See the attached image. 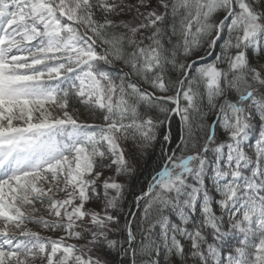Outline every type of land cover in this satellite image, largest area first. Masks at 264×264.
Segmentation results:
<instances>
[{
	"label": "snow or ice",
	"instance_id": "snow-or-ice-1",
	"mask_svg": "<svg viewBox=\"0 0 264 264\" xmlns=\"http://www.w3.org/2000/svg\"><path fill=\"white\" fill-rule=\"evenodd\" d=\"M190 260L264 264V0H0V264Z\"/></svg>",
	"mask_w": 264,
	"mask_h": 264
},
{
	"label": "trees",
	"instance_id": "trees-1",
	"mask_svg": "<svg viewBox=\"0 0 264 264\" xmlns=\"http://www.w3.org/2000/svg\"><path fill=\"white\" fill-rule=\"evenodd\" d=\"M80 111L82 113V116H81L82 120H84L88 123H93V122L99 123V122H101L99 119L90 115L89 112L87 110H85L83 107H81ZM177 123L178 122H176V121L173 122L174 134L176 132ZM160 163H161V161L159 159V147H157V149L154 153L150 154L145 159L140 161L139 168H138V171L135 174V176H133L131 179H129L127 176L119 177V180L121 182L125 183L126 189H128L130 186V191H128L127 200L125 202L126 208L130 205L133 196L135 194H139L142 189L147 187V184H148L149 180L151 179L153 170L155 168H158ZM175 219H176L175 216H173V220H175ZM183 245L185 247L186 252H189L191 250L188 243L183 244Z\"/></svg>",
	"mask_w": 264,
	"mask_h": 264
},
{
	"label": "rangeland",
	"instance_id": "rangeland-1",
	"mask_svg": "<svg viewBox=\"0 0 264 264\" xmlns=\"http://www.w3.org/2000/svg\"><path fill=\"white\" fill-rule=\"evenodd\" d=\"M223 36H227V30L225 29L224 33L222 34ZM223 41H219L216 48L214 49V52H213V55L212 56H209L207 57L206 61H202L200 63H204V62H211L212 60L215 59V54L218 53L220 50H221V45H222ZM223 67V65H221ZM258 136V128L255 129L253 131V133L250 134V137H249V141L247 142L249 145L251 144H254L255 142V139L257 138ZM109 174H114V172H106V175H109ZM119 179V177H118ZM62 195V194H60ZM91 206V205H90ZM38 215H44L43 212H39ZM47 218V217H46ZM29 229H31L32 231H36V232H39L41 236L43 237H52L53 239L55 238H58L59 236L63 235V233L61 232H52V231H48L46 229H43L40 225L38 224H35V223H27L26 225ZM68 243H74L75 241L73 240H68L67 241ZM181 243L182 244H186L188 243V245L190 246V241L189 240H181ZM189 264H193V262L190 260L189 261Z\"/></svg>",
	"mask_w": 264,
	"mask_h": 264
}]
</instances>
